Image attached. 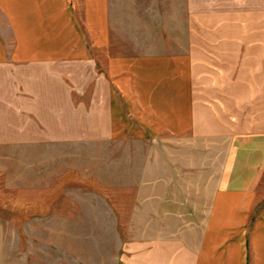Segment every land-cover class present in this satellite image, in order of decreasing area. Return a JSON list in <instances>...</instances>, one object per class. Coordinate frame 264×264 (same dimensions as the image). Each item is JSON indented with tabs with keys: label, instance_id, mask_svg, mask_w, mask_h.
Here are the masks:
<instances>
[{
	"label": "crops",
	"instance_id": "1",
	"mask_svg": "<svg viewBox=\"0 0 264 264\" xmlns=\"http://www.w3.org/2000/svg\"><path fill=\"white\" fill-rule=\"evenodd\" d=\"M82 141L106 264H264V0H0V148Z\"/></svg>",
	"mask_w": 264,
	"mask_h": 264
},
{
	"label": "rangeland",
	"instance_id": "2",
	"mask_svg": "<svg viewBox=\"0 0 264 264\" xmlns=\"http://www.w3.org/2000/svg\"><path fill=\"white\" fill-rule=\"evenodd\" d=\"M8 151L0 148V264H106L105 231H113L115 254L135 221L124 218L114 189L105 203L104 147L82 141L64 150L79 154Z\"/></svg>",
	"mask_w": 264,
	"mask_h": 264
}]
</instances>
